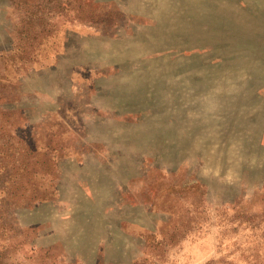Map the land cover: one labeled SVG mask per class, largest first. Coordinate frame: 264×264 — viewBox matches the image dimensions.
Returning <instances> with one entry per match:
<instances>
[{"label":"rangeland","instance_id":"rangeland-1","mask_svg":"<svg viewBox=\"0 0 264 264\" xmlns=\"http://www.w3.org/2000/svg\"><path fill=\"white\" fill-rule=\"evenodd\" d=\"M0 264H264V0H0Z\"/></svg>","mask_w":264,"mask_h":264}]
</instances>
